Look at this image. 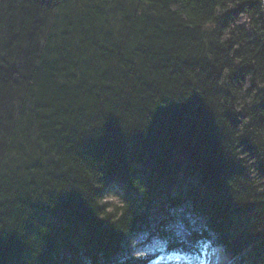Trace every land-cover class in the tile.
Wrapping results in <instances>:
<instances>
[{
	"label": "trees",
	"instance_id": "1",
	"mask_svg": "<svg viewBox=\"0 0 264 264\" xmlns=\"http://www.w3.org/2000/svg\"><path fill=\"white\" fill-rule=\"evenodd\" d=\"M170 218L264 264V0H0V264H141Z\"/></svg>",
	"mask_w": 264,
	"mask_h": 264
},
{
	"label": "bare ground",
	"instance_id": "2",
	"mask_svg": "<svg viewBox=\"0 0 264 264\" xmlns=\"http://www.w3.org/2000/svg\"><path fill=\"white\" fill-rule=\"evenodd\" d=\"M156 194L160 196V195H162V192L157 191ZM154 201L158 202V200H156V199H154ZM189 208L191 209V207H189ZM152 210L153 209H151V211ZM163 230H165L169 234H175V233L182 232V231H180V228L177 225V221L173 218L168 219V226L164 225ZM171 242L175 243L178 246L179 251L176 255H174V257L177 260H179L181 263H183V264H194L198 261V259L200 257L199 251L196 248V246L193 245L190 241L184 240L183 237L178 235V236L174 237ZM128 244L125 243L122 247L127 252H128V249L135 252V253H138V254L144 253V251H145L143 242L139 243L136 240H134L131 242V244H129V248H128Z\"/></svg>",
	"mask_w": 264,
	"mask_h": 264
},
{
	"label": "rangeland",
	"instance_id": "3",
	"mask_svg": "<svg viewBox=\"0 0 264 264\" xmlns=\"http://www.w3.org/2000/svg\"><path fill=\"white\" fill-rule=\"evenodd\" d=\"M207 259H208V264H219V262H220L218 260L217 254L210 255V253H209ZM223 261L225 262V259Z\"/></svg>",
	"mask_w": 264,
	"mask_h": 264
}]
</instances>
